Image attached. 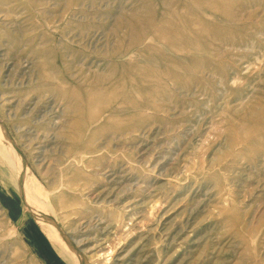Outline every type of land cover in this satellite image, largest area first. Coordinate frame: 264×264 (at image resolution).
Here are the masks:
<instances>
[{
  "label": "rangeland",
  "instance_id": "obj_1",
  "mask_svg": "<svg viewBox=\"0 0 264 264\" xmlns=\"http://www.w3.org/2000/svg\"><path fill=\"white\" fill-rule=\"evenodd\" d=\"M1 144L0 264H264V0H0Z\"/></svg>",
  "mask_w": 264,
  "mask_h": 264
},
{
  "label": "bare ground",
  "instance_id": "obj_2",
  "mask_svg": "<svg viewBox=\"0 0 264 264\" xmlns=\"http://www.w3.org/2000/svg\"><path fill=\"white\" fill-rule=\"evenodd\" d=\"M1 147H2V149H7V148H5V147H3V145L1 144L0 145ZM8 150V149H7ZM8 154L10 155V156H12V153L10 152V150H8ZM42 207L44 208V205L42 204ZM43 208H41L42 210H43ZM51 224V223H50ZM59 248V247H58ZM60 249V248H59Z\"/></svg>",
  "mask_w": 264,
  "mask_h": 264
}]
</instances>
